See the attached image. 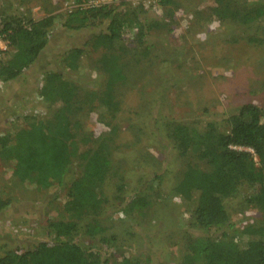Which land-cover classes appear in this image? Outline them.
I'll list each match as a JSON object with an SVG mask.
<instances>
[{"label": "rangeland", "instance_id": "1", "mask_svg": "<svg viewBox=\"0 0 264 264\" xmlns=\"http://www.w3.org/2000/svg\"><path fill=\"white\" fill-rule=\"evenodd\" d=\"M122 2V36L112 51L123 52L129 68L126 80L115 87L116 117L97 109L107 79L99 63L106 50L90 49L87 63L82 62L79 69L64 64L70 48L89 41L98 30H68L57 21L31 67L12 82L0 83V136L13 138L25 127L27 116L44 121L52 118L61 103L40 100L38 87L45 70L60 69L83 88L78 97L81 108L74 115L81 127L79 152L107 144L110 153L109 175L102 190L109 202L100 217L105 231L98 237L115 238L117 248L105 255L106 264H124L126 259L129 264H209L201 252L203 246L213 250L207 255L213 264H225L214 255L226 250L208 236L220 237L221 230L199 228L192 206L170 191L188 163L203 169L209 166L195 154H178L167 130L170 122L202 127L208 121L225 130L224 117L248 103L262 109L264 122V26L254 23L243 7L247 10L264 0H247V4L232 7V18L216 15L215 0ZM112 3L119 2L107 1ZM76 6L75 0H0V17L19 11L39 20L50 14L63 15ZM132 6H142L146 17L155 20L144 33ZM242 149L253 153L249 147ZM252 156L257 165L258 158ZM81 163L78 156L73 158L75 174ZM13 168V161L0 158V199L8 201L0 210V253L18 247L24 250L50 239L45 230L50 221L72 218L65 209L68 188L26 185L14 176ZM158 174L164 175L161 184ZM152 180H156L154 184ZM245 186L231 203L238 225L228 231L225 228L229 237L248 223L264 225L262 210L243 202L239 205L252 189ZM141 195L147 197L144 204L135 200Z\"/></svg>", "mask_w": 264, "mask_h": 264}, {"label": "trees", "instance_id": "2", "mask_svg": "<svg viewBox=\"0 0 264 264\" xmlns=\"http://www.w3.org/2000/svg\"><path fill=\"white\" fill-rule=\"evenodd\" d=\"M88 1L75 0L77 6L67 13L50 14L39 20L22 16L19 11L7 16L1 13L0 34L9 40L10 49L0 60V83L12 82L31 67L45 49L49 32L57 21L62 22L68 30L96 29L98 32L89 41L70 48L64 57V64L66 68L76 70L82 62L87 63L86 54L90 49L106 50L99 63L107 79L105 89L99 95L101 105L97 109L116 117L119 101L115 87L126 80L129 63L123 62V52L114 53L112 48L122 36L123 24L119 14L123 12L125 2L82 7L81 4ZM246 2L215 0L216 15L232 18L235 14L231 8ZM243 7L254 23L262 22L264 26V4L248 6L247 10ZM131 11L142 33L144 28L153 26L155 20L146 17V10L142 6H132ZM81 89V85L67 79L60 69L45 70L38 87V98L48 103L59 101V110L45 121L27 116L25 127L20 128L13 138L9 134L0 136V158L14 162L13 174L22 183L38 188H68L65 209L72 217L50 221L45 229L50 239L44 238L24 250L18 247L0 253V264H106L105 255L117 248L115 238L98 237L105 231L100 217L109 199L102 190L109 175L111 160L107 144H100L95 150L79 152L77 138L81 127L74 115L81 108L78 105ZM223 120L227 126L225 130L211 121L202 127L169 123L167 134L178 154H195L209 166L203 169L197 164L188 163L170 191L192 206L199 228L206 232L213 228L221 230L220 237L208 235L213 243L219 241L216 244L226 250L219 255L213 254L215 259L224 260L225 264H264L262 222L241 226L234 230L231 237L225 231V228L228 231L238 225L232 216L235 206L231 203L238 197L242 186L252 189L239 205L242 206L243 202V205H251L264 212L262 109L253 103L244 104ZM74 132H77L76 135ZM236 147H249L253 153ZM252 155L258 158L257 165ZM76 156L82 160L78 174L74 173L72 166ZM163 177V174L156 176L159 184ZM155 181L152 180V183ZM146 198L141 195L135 200L144 204ZM7 206L8 201L0 199V210ZM226 236L228 238L223 240ZM84 238L94 241L87 243ZM214 249L218 251L219 248L215 245ZM201 252L209 264H213V259L207 256L212 255L213 250L203 246ZM190 258L191 255H188V261ZM123 263L129 264L130 261L126 259ZM185 263L188 264L187 261Z\"/></svg>", "mask_w": 264, "mask_h": 264}, {"label": "built area", "instance_id": "3", "mask_svg": "<svg viewBox=\"0 0 264 264\" xmlns=\"http://www.w3.org/2000/svg\"><path fill=\"white\" fill-rule=\"evenodd\" d=\"M107 1H101V0H90L87 3H82V7H90V6H97L100 4H107ZM114 2H122L124 0H110ZM10 49V42L9 40L5 37V35L0 34V60L4 57L5 53ZM239 149H242V147H236Z\"/></svg>", "mask_w": 264, "mask_h": 264}]
</instances>
